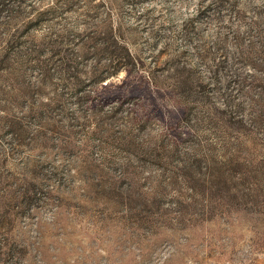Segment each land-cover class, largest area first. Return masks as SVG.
<instances>
[{"label": "rangeland", "instance_id": "1", "mask_svg": "<svg viewBox=\"0 0 264 264\" xmlns=\"http://www.w3.org/2000/svg\"><path fill=\"white\" fill-rule=\"evenodd\" d=\"M65 2L0 0V264H264V0Z\"/></svg>", "mask_w": 264, "mask_h": 264}, {"label": "trees", "instance_id": "2", "mask_svg": "<svg viewBox=\"0 0 264 264\" xmlns=\"http://www.w3.org/2000/svg\"><path fill=\"white\" fill-rule=\"evenodd\" d=\"M66 6L65 9L72 8L73 2L72 0H67L65 2ZM41 20L40 17L37 18V23ZM83 28L82 30L74 31L72 29L65 30V33L53 32V34H49L44 38L42 42L43 46L48 47L52 51V55L59 60V67H62L64 71L75 72L74 68L75 65L72 64L74 53L71 52L68 45H76L78 49L83 50L85 47L89 46V44H94L98 42V39L91 29L87 30L90 26H86L87 22L84 20L82 22ZM109 28V27H107ZM109 33L107 35H103L99 37L100 43L102 41H114L118 43V37L115 33ZM125 54L120 52H113L112 50L109 51V58L111 60V66H103L100 68H94L92 71L94 75L97 77L98 80L104 81L106 77L114 76L122 69H125L127 66V59H130L131 56L125 48ZM73 82V81H72Z\"/></svg>", "mask_w": 264, "mask_h": 264}]
</instances>
